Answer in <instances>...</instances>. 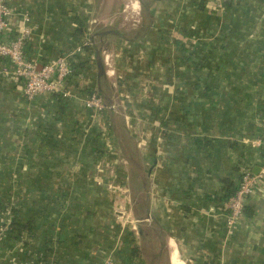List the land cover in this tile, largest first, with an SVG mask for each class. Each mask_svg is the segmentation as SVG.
I'll return each mask as SVG.
<instances>
[{"label":"crops","instance_id":"obj_1","mask_svg":"<svg viewBox=\"0 0 264 264\" xmlns=\"http://www.w3.org/2000/svg\"><path fill=\"white\" fill-rule=\"evenodd\" d=\"M199 1L155 0L145 35L108 45L103 79L93 53L79 58L62 101L27 100L0 59V208L9 202L32 225L16 237L0 216V264H101L108 253L115 264H264V176L226 226L228 197L264 164L254 145L264 136V0L232 12ZM6 2L19 14L6 35L26 14L24 54L40 64L96 22L88 0ZM141 13L127 33L143 29ZM92 91L110 96L96 120L82 106Z\"/></svg>","mask_w":264,"mask_h":264},{"label":"built area","instance_id":"obj_2","mask_svg":"<svg viewBox=\"0 0 264 264\" xmlns=\"http://www.w3.org/2000/svg\"><path fill=\"white\" fill-rule=\"evenodd\" d=\"M226 1L229 0H216V9H222ZM18 15L6 0H0V59L8 60L11 65L10 70L3 69L2 73L9 74L13 82L22 85V94L29 101L40 95H60L63 99L71 97L72 93L66 87L68 79L74 74L71 63L75 62L78 56H90L92 53L85 51L86 47L92 48L88 35H85L70 52L40 64L38 61L27 59L24 54V46L30 35L29 17L26 14L20 15L21 26L14 31V37L10 39L6 35ZM110 58L111 55L103 53L104 64L108 67ZM113 73V71L109 72L108 76H112ZM82 106L92 120H96L107 110L105 100L97 91H92L83 97ZM254 145L264 149V136L262 140L254 142ZM262 176H264V164L260 176L245 171L235 192L227 199L226 226L229 231L233 230L242 217L245 201L253 194L258 179ZM101 264H115L113 254H106Z\"/></svg>","mask_w":264,"mask_h":264},{"label":"trees","instance_id":"obj_3","mask_svg":"<svg viewBox=\"0 0 264 264\" xmlns=\"http://www.w3.org/2000/svg\"><path fill=\"white\" fill-rule=\"evenodd\" d=\"M205 5H206L205 0H200L199 3H198V7H199L200 10H203V9L205 10V8H206ZM238 5H239V0H229V1H226L223 6H225V8L228 11L232 12L233 10L237 9ZM141 9H142V12L145 14V18H146V21H145V23L143 25V29L142 30L139 29L138 31L136 30L134 32L125 34V33L119 32L116 29H112L110 27L98 26V27L93 28L92 33L87 37L89 42H90V44H91V46H92V48L86 47L85 51H90V52H92L95 55V58L97 59V64H98V66L101 67V70H102V72L100 73V79H103V77H105V71H104V68H102V65H103V62H102V57L103 56H102V54H103V52L108 50V45L115 38H120V37L122 38L123 36H125L127 38H130V39H133V40L138 39L139 37H142L143 35H145L146 31L150 28L151 22L149 23V25H147L148 22L150 21V13H151V11L149 10L150 7H149V5H146L144 2H142ZM147 15H148V17H147ZM14 34L15 33L13 31H10L7 34V36L10 39H12L14 37ZM76 34L80 35V36H82V34H84L83 25L81 23L79 24V27L76 30ZM176 41L180 42V40H178V39ZM181 50L183 52L186 51L185 48H181ZM79 58L80 57L78 56L77 60L75 62L71 63L72 68H73L74 71L79 66H81V63H80L81 60ZM98 93L104 99V97H103V93L104 92L102 91V93H100V92H98ZM105 95H106V97H105L106 101L110 100V96H107V94H105ZM55 96H59L60 97L59 101H62L61 100L62 97L60 95H55ZM131 158H132V160H131L132 164L134 166H137V162H135L134 156H131ZM132 178H133V180H132L133 183L136 182L138 184V186L145 184V181H146L145 177H140V175L136 174V176L134 175ZM137 193L139 195L140 191H138ZM1 207L2 208H0V216L3 217L4 220H8L7 224L3 225V226L6 227L5 228L6 233H10L11 235H14V236L18 237V236H21L24 233H31L32 232V225L29 222L20 223L18 221V218H17V215H18V212H19L18 209H15L14 207H12L9 202H6V204L1 206Z\"/></svg>","mask_w":264,"mask_h":264},{"label":"rangeland","instance_id":"obj_4","mask_svg":"<svg viewBox=\"0 0 264 264\" xmlns=\"http://www.w3.org/2000/svg\"><path fill=\"white\" fill-rule=\"evenodd\" d=\"M88 1L90 2V7L92 10L91 18L96 20V22H94L93 24L91 23L90 25L91 29L98 26H103V27L107 26L112 29H118L119 32H123V33L124 32L127 33V31L131 28V26L134 25V22L141 18L142 2H144L146 5H149L151 10L152 7L156 5V3H154L155 0H88ZM132 3L137 4L136 5L137 9L131 7ZM103 53L105 54L106 51ZM98 166H100L98 167V169H100V173L103 172V170H107L108 168V164L104 162H100ZM70 179L71 178L69 177H63L62 183L63 181L69 182ZM101 183H100L101 185H106L107 187L112 182L110 181V178H108V176H105L101 178ZM107 195L109 200H111L112 202L116 201L118 198L117 195L114 194L113 192Z\"/></svg>","mask_w":264,"mask_h":264}]
</instances>
